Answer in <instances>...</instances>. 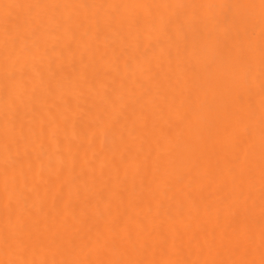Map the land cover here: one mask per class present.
Segmentation results:
<instances>
[{"label":"bare ground","instance_id":"1","mask_svg":"<svg viewBox=\"0 0 264 264\" xmlns=\"http://www.w3.org/2000/svg\"><path fill=\"white\" fill-rule=\"evenodd\" d=\"M0 264H264V0H0Z\"/></svg>","mask_w":264,"mask_h":264}]
</instances>
